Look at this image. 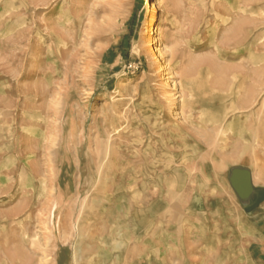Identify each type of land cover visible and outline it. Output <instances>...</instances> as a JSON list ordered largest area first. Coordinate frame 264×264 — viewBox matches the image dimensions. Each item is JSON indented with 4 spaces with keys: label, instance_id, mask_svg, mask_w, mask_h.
Returning <instances> with one entry per match:
<instances>
[{
    "label": "rangeland",
    "instance_id": "obj_1",
    "mask_svg": "<svg viewBox=\"0 0 264 264\" xmlns=\"http://www.w3.org/2000/svg\"><path fill=\"white\" fill-rule=\"evenodd\" d=\"M155 1L0 0V264H264V2Z\"/></svg>",
    "mask_w": 264,
    "mask_h": 264
},
{
    "label": "water",
    "instance_id": "obj_2",
    "mask_svg": "<svg viewBox=\"0 0 264 264\" xmlns=\"http://www.w3.org/2000/svg\"><path fill=\"white\" fill-rule=\"evenodd\" d=\"M229 182L244 208H248L253 197L259 194L254 187L253 175L249 169L233 168L230 172Z\"/></svg>",
    "mask_w": 264,
    "mask_h": 264
},
{
    "label": "bare ground",
    "instance_id": "obj_3",
    "mask_svg": "<svg viewBox=\"0 0 264 264\" xmlns=\"http://www.w3.org/2000/svg\"><path fill=\"white\" fill-rule=\"evenodd\" d=\"M38 1V0H37ZM163 3H164V0H156L155 1V5H154V9H157L158 7H162L163 6ZM71 5H67V11L66 12H64V14L65 13H67L68 15H69V13H70V11L72 10V9H70L69 7H70ZM70 9V10H69ZM160 10V9H159ZM109 15H108V18L110 19V20H112L113 18H115V16H116V14H117V10H111V12L110 13H108ZM160 19V18H159ZM240 21V20H239ZM58 25H59V23H58ZM164 25H165V21H164V18L162 17L161 19H160V23H159V25H158V27H157V29H155L154 30V34L152 35V39H151V41H150V54L151 55H158V57L159 58H164V54L162 53V51L158 48L159 47V41H160V37L161 36H163V34H164ZM62 28L64 29V30H68V31H73V30H75V27H76V22H74V21H71V19L70 18H68V19H66L65 21H63V23H62ZM238 31V30H237ZM238 33H239V31H238ZM236 35V37L237 36H239V34L237 35V34H235ZM136 53H138V49H136ZM167 69V67L165 68V70ZM174 86H176V84L174 83ZM171 99H172V101H176L177 99H178V97L176 96V95H172L171 96ZM11 181H13L12 180V178H11Z\"/></svg>",
    "mask_w": 264,
    "mask_h": 264
},
{
    "label": "crops",
    "instance_id": "obj_4",
    "mask_svg": "<svg viewBox=\"0 0 264 264\" xmlns=\"http://www.w3.org/2000/svg\"><path fill=\"white\" fill-rule=\"evenodd\" d=\"M261 1L264 2V0H261ZM263 2H261V3H263ZM256 196L257 195H255L253 197V199H252V202H251V205H250L251 207H254V205H255V201L257 200V197ZM263 210H264L263 208L262 209L255 210V212L253 213V216L251 217V219L255 220V222H261V221H263V218L261 217ZM263 244H264V230L262 231V237H260L259 240L252 242V244H250V245H254L256 247L258 245H263ZM256 248L258 249V247H256ZM259 253L262 255L261 258H262V261L264 263V252H262V253L259 252ZM250 257H251L252 260L255 261L254 256H253L252 253H250Z\"/></svg>",
    "mask_w": 264,
    "mask_h": 264
},
{
    "label": "trees",
    "instance_id": "obj_5",
    "mask_svg": "<svg viewBox=\"0 0 264 264\" xmlns=\"http://www.w3.org/2000/svg\"><path fill=\"white\" fill-rule=\"evenodd\" d=\"M59 264H62V262L60 261Z\"/></svg>",
    "mask_w": 264,
    "mask_h": 264
}]
</instances>
